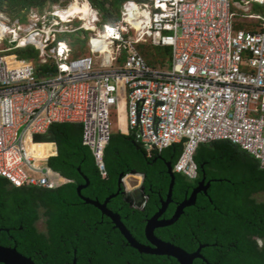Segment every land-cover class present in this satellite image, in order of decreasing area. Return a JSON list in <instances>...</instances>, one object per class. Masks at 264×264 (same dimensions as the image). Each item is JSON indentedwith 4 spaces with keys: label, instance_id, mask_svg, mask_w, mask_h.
<instances>
[{
    "label": "built area",
    "instance_id": "obj_1",
    "mask_svg": "<svg viewBox=\"0 0 264 264\" xmlns=\"http://www.w3.org/2000/svg\"><path fill=\"white\" fill-rule=\"evenodd\" d=\"M73 1L29 9L25 20L0 10V178L17 189H57L50 157L38 159L28 146L55 124H79L106 179L110 111L120 89L127 90L128 134L148 157L183 145L174 174L197 181L198 148L219 140L264 169V24L236 30L233 6L240 4L233 0H127L118 22L98 29L91 1L80 0L92 7L88 16L70 11ZM76 19L81 24L72 29ZM79 30L92 33L94 58L71 59L65 36ZM145 42L172 49L167 70L152 69L134 47ZM29 46L38 50L39 64L55 68L52 77L38 80L32 59L18 57Z\"/></svg>",
    "mask_w": 264,
    "mask_h": 264
},
{
    "label": "trees",
    "instance_id": "obj_2",
    "mask_svg": "<svg viewBox=\"0 0 264 264\" xmlns=\"http://www.w3.org/2000/svg\"><path fill=\"white\" fill-rule=\"evenodd\" d=\"M90 1L98 11L108 13L107 0ZM126 1L115 0L113 6L119 9ZM46 2L0 0V10L9 3L20 11L19 15H24L29 9L44 8ZM118 21L106 20L103 24ZM157 48L170 66L172 49ZM33 53L38 55L33 46L17 51L19 58L32 61ZM146 55L153 57L149 52ZM54 73L52 65L36 67L38 80L52 77ZM82 135V125L55 124L46 135L34 138L37 144H56L58 155L48 160V166L68 184L54 190L17 189L0 178V246L16 248L36 264H73L74 259L76 264H179L175 258L143 255L132 249L109 219L102 220L99 210L79 198L77 189L85 185L83 177H86L89 187L82 191V196L103 204L117 194L119 172L136 171L143 175V188L149 199L143 211L134 209L123 195L108 205L132 236L143 244L146 221L159 212L161 200H166L169 192L171 177L167 164L175 166L183 145L174 144L161 154L148 157L135 135L112 134L104 159L108 177L103 179L91 151L83 145ZM195 163L200 172L197 181L175 174L167 218H172L177 206L191 196L203 174L208 181L215 180L209 198H198L196 205L186 209L175 225L157 230L156 235L190 254L202 245L207 246L201 254L210 264H264V201L254 198L264 192V169L249 153L225 140L200 145ZM42 217L45 232L37 228ZM194 264L205 263L197 259Z\"/></svg>",
    "mask_w": 264,
    "mask_h": 264
},
{
    "label": "rangeland",
    "instance_id": "obj_3",
    "mask_svg": "<svg viewBox=\"0 0 264 264\" xmlns=\"http://www.w3.org/2000/svg\"><path fill=\"white\" fill-rule=\"evenodd\" d=\"M70 0H59L58 2H52V0H47L44 8H35L39 11H44L45 9L50 8L53 5L58 4H66ZM76 1V0H74ZM73 1V2H74ZM79 1V0H78ZM107 10L108 13L105 14V12L99 10V23L97 24V28H101V25L106 20L110 21H118L121 18V7L115 8L113 6V3L115 0H107ZM259 0L255 1L252 0L249 2V0H245L244 5H234L233 11L236 14L235 15V21L234 26L235 28H240L243 30L248 31H256L259 28L262 27L264 24V2H258ZM84 5H88L87 2L82 3ZM248 4V5H247ZM94 6V5H93ZM95 7V6H94ZM96 8V7H95ZM7 12L13 19H17L21 17L22 20H25L26 15H19V10L13 8V6H10L9 3L2 8ZM97 9V8H96ZM81 22L79 19H76L71 25L72 29H75L79 27ZM71 29V28H70ZM92 35L89 31H82L79 30L75 33L67 34L65 37L66 39L71 43V46L74 49V52L71 54V59H78L82 57H93L94 55L91 54L88 46V39ZM95 35V34H94ZM129 37L134 40L136 38V33L133 30H130ZM7 38V36H3V38ZM139 45V44H138ZM138 45H134L136 49H138L139 53L144 57L146 62L149 64V66L154 70H160L165 71L169 68V63L167 58L161 56V51L157 48V46L150 44L148 42L141 43L140 47ZM149 52L153 55V57L148 58L146 53ZM32 55V54H31ZM33 53V65L36 68L39 65L38 62V55ZM115 67H119L118 64H115ZM120 99L118 101V104L111 108L110 111V120L112 123V129L111 132L113 135L120 134H128L129 127H128V99H127V90L126 89H120L119 91ZM33 154L38 159H47L56 153V148L50 145H43V144H33L32 145ZM50 151V152H49ZM52 179L54 182V185L56 188L61 187L64 180L56 174H52ZM258 202L264 201V192L259 193L254 197ZM37 228L40 232H45V226L43 221H39L37 224Z\"/></svg>",
    "mask_w": 264,
    "mask_h": 264
},
{
    "label": "water",
    "instance_id": "obj_4",
    "mask_svg": "<svg viewBox=\"0 0 264 264\" xmlns=\"http://www.w3.org/2000/svg\"><path fill=\"white\" fill-rule=\"evenodd\" d=\"M235 3L243 4L242 0H233ZM168 174L171 177V184L169 187V192L166 200H161V209L159 212L148 221L146 229H145V238L149 243L148 246L139 243L130 233V231L126 228V226L122 223L119 215L114 214L108 209V205L111 200L115 199L119 196L122 190V181L119 182V191L116 195H113L106 199V201L102 204L99 201H92L90 199L84 198L82 196V191L87 189L89 186V181L86 177H83L85 181V185L79 186L77 189V193L79 198L89 206H92L99 210L103 216L110 219L113 223L114 228L118 230L124 239L127 241L128 245L143 255L155 256V257H168L175 258L179 262V264H194L195 260L201 259L205 264H210L209 261L204 258L201 254L202 250L207 248V246H200L199 249L195 253H188L183 249L171 244L163 242L155 236V232L158 229H165L175 225L179 219L183 216L186 209L191 208L196 205L197 197L200 193L206 192L210 187V183L205 185V180L196 188L190 197H188L183 203L177 206V209L170 220L161 221L160 219L166 213L169 206L172 204V196L173 189L175 186V174L173 173V167L171 164H167ZM80 172V170H79ZM258 244L262 246V242L258 241ZM0 263L1 264H36L32 258H26L21 255L16 248H6L0 246ZM77 260H73V264H76Z\"/></svg>",
    "mask_w": 264,
    "mask_h": 264
},
{
    "label": "flooded vegetation",
    "instance_id": "obj_5",
    "mask_svg": "<svg viewBox=\"0 0 264 264\" xmlns=\"http://www.w3.org/2000/svg\"><path fill=\"white\" fill-rule=\"evenodd\" d=\"M132 175H138V173H136V171H132V172H130V174H125V173H123V172H119L118 173V177H117V185H118V191H119V182H120V180L122 181V190H121V192H120V194L119 195H123L124 197H125V200L127 201V202H129L130 204H131V206L134 208V209H136V210H139V211H143L144 209H145V207H146V203H148V196H146V194H145V190H144V188H143V186L139 189V190H135L134 192H127V189L125 188V185H124V183H125V180L127 179V177H129V176H132ZM107 177H108V174H107ZM199 179H200V172H199ZM144 180H145V177H144ZM206 181L205 182V185H207L208 183H210L211 185H210V187L207 189V191L206 192H202V193H200L199 195H198V197H197V200H198V198H200V197H206V198H209V192L211 191V189H212V184L215 182V180H211V181H208L207 180V177L203 174V177H201V180H200V182H199V184L194 188V190L196 189V188H198V186L203 182V181ZM69 182H67L66 184H68ZM143 184H144V182H143ZM89 187V186H88ZM170 207V206H169ZM168 210H169V208H168ZM166 211V213L162 216V218L160 219L161 221H164V220H170L171 218H167V214H168V212L169 211ZM42 211V214H44V210L42 209L41 210ZM101 213V212H100ZM102 214V213H101ZM154 217V216H153ZM152 217V218H153ZM105 218H107V217H105V216H103L102 215V220H104ZM151 218V219H152ZM108 219V218H107ZM151 219H149V220H151ZM110 220V219H109ZM149 220H147L146 221V224H145V229H146V226H147V223H148V221ZM40 221H43L44 222V226H45V229H46V225H45V219L42 217L41 219H40ZM112 223V222H111ZM113 224V223H112ZM114 226V225H113ZM145 229H144V237H145ZM158 230H160V229H158ZM157 231V230H156ZM0 232H2V230H0ZM155 236L158 238V239H160L157 235H156V232H155ZM161 240V239H160ZM164 242V241H163ZM143 245H146V246H148L149 245V243L147 242V240H146V238H145V243H143ZM260 247H262V246H260Z\"/></svg>",
    "mask_w": 264,
    "mask_h": 264
},
{
    "label": "crops",
    "instance_id": "obj_6",
    "mask_svg": "<svg viewBox=\"0 0 264 264\" xmlns=\"http://www.w3.org/2000/svg\"><path fill=\"white\" fill-rule=\"evenodd\" d=\"M53 145H55L53 147L56 148V153H55V155L51 156L50 158L56 157L58 155L57 146H56V144H53ZM63 180H64V182H63V184L61 186L65 185L68 182L65 179H63ZM143 182H144V176L138 174V175H132V176L127 177V179L125 180L124 185H125V188L127 189V192L130 193V192H134L135 190H139L143 186Z\"/></svg>",
    "mask_w": 264,
    "mask_h": 264
},
{
    "label": "bare ground",
    "instance_id": "obj_7",
    "mask_svg": "<svg viewBox=\"0 0 264 264\" xmlns=\"http://www.w3.org/2000/svg\"><path fill=\"white\" fill-rule=\"evenodd\" d=\"M259 1H262L264 2V0H259ZM248 5V4H247ZM69 10L70 11H76V12H82V13H85L86 16L90 15L91 12H92V7L88 4V5H84L80 2V0H76L74 2H71L70 5H69ZM32 145L33 144H29L28 146V149L30 151V154H32L34 156V152L32 150ZM50 152V151H49ZM35 157V156H34Z\"/></svg>",
    "mask_w": 264,
    "mask_h": 264
}]
</instances>
